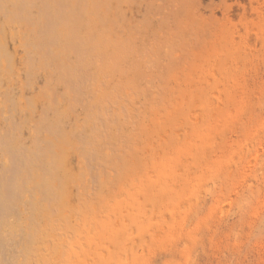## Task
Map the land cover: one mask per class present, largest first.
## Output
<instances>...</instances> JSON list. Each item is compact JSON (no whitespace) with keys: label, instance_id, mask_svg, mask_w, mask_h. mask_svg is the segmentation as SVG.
Instances as JSON below:
<instances>
[{"label":"rangeland","instance_id":"obj_1","mask_svg":"<svg viewBox=\"0 0 264 264\" xmlns=\"http://www.w3.org/2000/svg\"><path fill=\"white\" fill-rule=\"evenodd\" d=\"M0 264H264V0H0Z\"/></svg>","mask_w":264,"mask_h":264}]
</instances>
